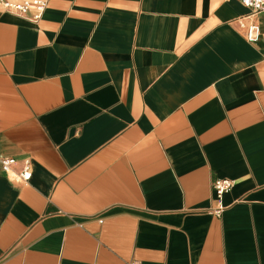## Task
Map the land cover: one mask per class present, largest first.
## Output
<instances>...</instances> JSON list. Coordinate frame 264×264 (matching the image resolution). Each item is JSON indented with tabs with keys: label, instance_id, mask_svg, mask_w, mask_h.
Returning <instances> with one entry per match:
<instances>
[{
	"label": "crops",
	"instance_id": "1",
	"mask_svg": "<svg viewBox=\"0 0 264 264\" xmlns=\"http://www.w3.org/2000/svg\"><path fill=\"white\" fill-rule=\"evenodd\" d=\"M250 12L49 0L32 21L0 2V155L33 163L29 182L0 169V264H264V39L235 22Z\"/></svg>",
	"mask_w": 264,
	"mask_h": 264
},
{
	"label": "built area",
	"instance_id": "2",
	"mask_svg": "<svg viewBox=\"0 0 264 264\" xmlns=\"http://www.w3.org/2000/svg\"><path fill=\"white\" fill-rule=\"evenodd\" d=\"M251 12L243 17L235 19L236 24L244 33L247 40L250 42L264 39V29L257 22V16L264 13V0H239ZM5 9L9 12L25 16L32 21H38L46 8L48 7L49 0H23L21 2H10L0 0ZM18 160L14 157H7L0 155V169L6 174L15 173L20 182H29L33 175V163L30 157L22 160L20 169H16ZM233 187V182L229 179L218 178L213 182L214 201L218 204L213 210L215 213L222 211L221 205L223 195L230 191Z\"/></svg>",
	"mask_w": 264,
	"mask_h": 264
}]
</instances>
